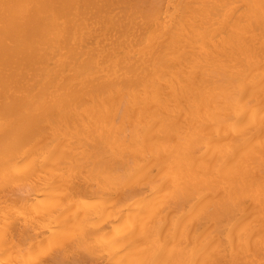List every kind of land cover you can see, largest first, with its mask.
<instances>
[{"label": "bare ground", "instance_id": "bare-ground-1", "mask_svg": "<svg viewBox=\"0 0 264 264\" xmlns=\"http://www.w3.org/2000/svg\"><path fill=\"white\" fill-rule=\"evenodd\" d=\"M0 264H264V0H0Z\"/></svg>", "mask_w": 264, "mask_h": 264}]
</instances>
